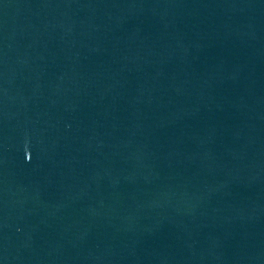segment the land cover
<instances>
[{"label":"water","instance_id":"1","mask_svg":"<svg viewBox=\"0 0 264 264\" xmlns=\"http://www.w3.org/2000/svg\"><path fill=\"white\" fill-rule=\"evenodd\" d=\"M0 264H264V0H0Z\"/></svg>","mask_w":264,"mask_h":264}]
</instances>
